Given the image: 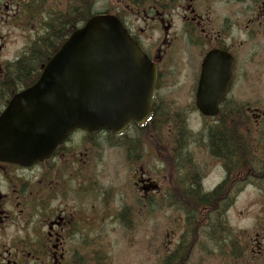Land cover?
Returning a JSON list of instances; mask_svg holds the SVG:
<instances>
[{"label":"flooded vegetation","instance_id":"obj_1","mask_svg":"<svg viewBox=\"0 0 264 264\" xmlns=\"http://www.w3.org/2000/svg\"><path fill=\"white\" fill-rule=\"evenodd\" d=\"M95 15L117 17L155 65L151 116L183 119L174 148L134 144L162 128L132 124L118 134L77 129L29 166L0 158V264H114L113 247L149 236L155 213L162 249L149 256L143 247L128 264H264V0H0V116L38 77L36 64L25 85L8 86L36 41L60 21L76 29ZM163 40H175L166 59ZM199 100L217 111L203 113ZM156 150L176 167L172 185L146 169ZM104 152L122 180L106 174ZM245 185L260 206L236 233L224 217Z\"/></svg>","mask_w":264,"mask_h":264},{"label":"water","instance_id":"obj_2","mask_svg":"<svg viewBox=\"0 0 264 264\" xmlns=\"http://www.w3.org/2000/svg\"><path fill=\"white\" fill-rule=\"evenodd\" d=\"M209 61L204 63L207 72ZM157 71L112 15L75 29L0 116V158L29 166L49 157L77 129L121 133L152 114ZM205 114L217 111L199 100Z\"/></svg>","mask_w":264,"mask_h":264},{"label":"rangeland","instance_id":"obj_3","mask_svg":"<svg viewBox=\"0 0 264 264\" xmlns=\"http://www.w3.org/2000/svg\"><path fill=\"white\" fill-rule=\"evenodd\" d=\"M168 41H170V42L167 43V42H165V40H163V41H161L160 45L157 44L158 49H160L162 52L165 53L164 54L165 59H166V54H168V52H169V49L170 48L173 49V47H174L173 42L175 40H168ZM172 77L177 78V75L173 74ZM184 96L185 95L183 93V97ZM185 106H189V107L193 108L192 103H187V104L185 103ZM170 120H172V121H169V123H166L165 119H163V120H161V123H160L161 128H162V132H163L162 136L164 137L165 142H168V143H169L170 139L173 138L174 131H175L174 129H170L171 125L174 126L173 119H170ZM178 120L181 121L180 119H178ZM199 122H200V120L196 119V118L188 120V123L191 126H194V125L198 124ZM188 131H189V129H188ZM144 133L145 132H143V134ZM143 134H141L140 136L137 135L134 138L133 143L137 144V143L147 142L148 138H147V136H144ZM153 138H154V136H153ZM117 141L118 142H125L126 140L125 139H117ZM162 155L163 154L160 152V150H156L154 155H152L146 159V163H145L146 169L154 177L160 178V176H162L161 179L164 180L166 184H168V182H171V185H172V181L174 179V171H175L176 167L173 166L172 164H168L167 162H165V165H164L161 161H158V160L162 159ZM102 158H103V162L106 166V170L108 171V173H106V174L111 175L113 173H111L110 171L115 170L117 173V179L119 181L122 180L124 177V173H122L119 166H117L116 164L113 163L114 154L110 155L108 152H104ZM162 171H163L164 178L162 175ZM215 173H216V171H213V173L210 176V178L213 180L218 179L220 176V172L217 175H215ZM166 178L168 181L166 180ZM168 186H169V184H168ZM254 192H255L254 186L245 185L244 191L234 198L232 205H230V208L224 217L225 223H229L230 228L234 229L236 233L237 232L239 233V231L237 229L247 228V226H248L247 224L254 221V219L249 217V215L252 214L254 211H256L257 208L260 206V203L255 202ZM172 203H174L173 197L170 200L165 199V206L168 208H165L164 212H166L168 214H170V212H172V209L170 207V206H172L171 205ZM242 211L244 212V214H241ZM214 216H215V214H214ZM164 231H165V225L163 223V219L161 218V215H159L157 213L152 214L151 218H150L149 236L141 237L140 235H135V237L132 241L133 243H130V241H128V242L123 241L120 244H118L117 246L113 247L112 257H113L114 264H128V258L132 256V252L142 251L143 247L145 248V252H146L145 254L152 256L155 251L159 250V246L162 245V243L165 242V240H166V234ZM142 238L145 241V243H143V244H142ZM161 249H162V247H161Z\"/></svg>","mask_w":264,"mask_h":264},{"label":"trees","instance_id":"obj_4","mask_svg":"<svg viewBox=\"0 0 264 264\" xmlns=\"http://www.w3.org/2000/svg\"><path fill=\"white\" fill-rule=\"evenodd\" d=\"M81 10L80 7H76L74 8V12L77 15H80L81 13H79ZM74 25L75 23L73 22L72 19H70L68 22L65 21H60L59 22V29L57 31V28L55 29V34L53 37L51 38H43V39H38L35 43V45L32 47V53L29 54L27 57H25V59H23L22 61H20L19 64V69L16 71V73L14 74V78L11 79L14 80L16 83L19 85H25L24 82L28 81L29 79H27V76L29 74H32L34 71V65L37 64V73L39 74L40 69H41V65L46 62L55 52V50H57L60 45L64 42V40L71 34V32L74 29ZM67 29V30H66ZM58 34V35H57ZM34 59V60H33ZM33 75V74H32ZM25 79V80H24ZM33 79L32 82L33 83ZM10 84L12 87L15 88V86L13 85V81L8 83V86L10 87ZM27 85V84H26ZM165 122L169 123V121H172L170 119H173L174 122V126L171 125L170 129H174L180 125L179 123H181L183 121V119L180 118H173V117H169L166 116L165 118ZM178 119H180L181 121H179ZM161 119H159L158 114H154L150 120L142 125L138 127L141 128H145L148 127L150 128L151 126H155L156 128L161 127L160 124ZM186 131V130H185ZM162 131H156V132H152V131H146L145 134H143L144 136H147L148 138V142L151 144L154 143H159V142H164L165 144H167L166 148L171 150L174 148V143L176 142V134L174 131V136L173 138L170 139L169 143L165 142L164 137L162 136ZM184 134V133H183ZM154 136V138H153Z\"/></svg>","mask_w":264,"mask_h":264}]
</instances>
